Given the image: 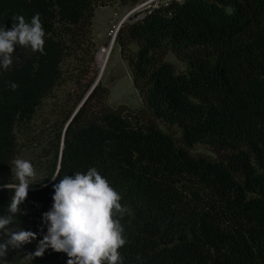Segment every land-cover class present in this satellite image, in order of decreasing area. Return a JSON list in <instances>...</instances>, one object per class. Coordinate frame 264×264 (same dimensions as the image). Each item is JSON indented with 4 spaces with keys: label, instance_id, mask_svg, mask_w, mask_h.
Instances as JSON below:
<instances>
[{
    "label": "trees",
    "instance_id": "16d2710c",
    "mask_svg": "<svg viewBox=\"0 0 264 264\" xmlns=\"http://www.w3.org/2000/svg\"><path fill=\"white\" fill-rule=\"evenodd\" d=\"M109 2L0 0V27L39 13L45 31V54L17 44L10 68H0V172L11 167L19 135L66 58L93 45L95 9ZM115 42L140 106L113 108L108 89L94 87L65 131L61 155L56 142L48 172L19 206L13 227L36 238L9 248L0 264H67V254L50 247L35 256L47 234L43 214L64 175L93 167L126 209L117 216L122 264H264V0L161 5L123 22ZM196 143L213 153L192 151ZM13 195L0 188V216L9 215Z\"/></svg>",
    "mask_w": 264,
    "mask_h": 264
},
{
    "label": "clouds",
    "instance_id": "9594fccd",
    "mask_svg": "<svg viewBox=\"0 0 264 264\" xmlns=\"http://www.w3.org/2000/svg\"><path fill=\"white\" fill-rule=\"evenodd\" d=\"M44 37L39 13L30 22H26L22 15L15 17L11 30L0 27V68H10L14 45L17 44L45 54ZM11 88L16 90L18 85L13 83ZM9 164L13 179L18 182L4 185L14 195L10 199L9 215L0 216V258L9 248L19 249L36 238L31 231L13 227L20 214L19 206L28 195L29 185L34 184L36 170L30 161L21 158ZM57 175L59 173L51 178L55 180ZM52 199L51 210L43 214L47 234L40 241L35 256H42L50 247L66 253L67 264H122L119 249L125 245L126 238L117 216L122 217L126 209L120 203L119 193L96 168H89L86 174L64 175L54 185Z\"/></svg>",
    "mask_w": 264,
    "mask_h": 264
},
{
    "label": "rangeland",
    "instance_id": "374dc122",
    "mask_svg": "<svg viewBox=\"0 0 264 264\" xmlns=\"http://www.w3.org/2000/svg\"><path fill=\"white\" fill-rule=\"evenodd\" d=\"M135 4L122 5L119 1L113 0V2L95 9L91 33L93 45L88 44L89 47L78 52L77 58L72 56L66 58L55 84L37 107L35 115L28 125V131L22 136L19 135L15 159H25L33 164L36 170V178L33 183L39 182L48 172V163L54 155L56 142H58V146L61 145V141L56 139L57 134L62 132L66 120L87 92L86 85L90 81L92 85L97 77L99 68L96 54L99 48L109 45L108 42L111 38L108 33L112 25L116 26L121 17L129 13ZM136 15L137 12L129 14L124 22L135 20ZM166 58L175 65L176 69L184 68L183 63L173 54H167ZM100 83L108 89L107 105L113 108L121 104L131 108L140 106L141 101L132 84L129 67L126 61L121 58L115 40ZM192 151L213 153L211 146L205 143L194 144ZM12 179V166L6 171L0 172V182H18Z\"/></svg>",
    "mask_w": 264,
    "mask_h": 264
},
{
    "label": "built area",
    "instance_id": "2783aa9c",
    "mask_svg": "<svg viewBox=\"0 0 264 264\" xmlns=\"http://www.w3.org/2000/svg\"><path fill=\"white\" fill-rule=\"evenodd\" d=\"M184 0H141L135 4V6L129 11V14L137 12L136 18L141 19L146 14L150 13L151 10L160 7L161 5H168L171 3H180ZM126 19V18H125ZM118 25V24H117ZM117 25L111 27L108 35L113 39L117 33Z\"/></svg>",
    "mask_w": 264,
    "mask_h": 264
},
{
    "label": "water",
    "instance_id": "95a60500",
    "mask_svg": "<svg viewBox=\"0 0 264 264\" xmlns=\"http://www.w3.org/2000/svg\"><path fill=\"white\" fill-rule=\"evenodd\" d=\"M128 15H129V13H126L125 15H123L121 17V20L118 22V25H117V30L120 28L121 24L124 22L125 18H127ZM114 40H115V37L113 38V41ZM103 72H104L103 69H101L100 71H98V75H97L95 81L90 86V88L87 90V92L85 93V95L82 97V99L80 100V102L77 104V106L75 107V109L72 111V113L68 117L67 121L65 122V125H64L63 131H62V135H61V139H60L61 145H60L59 156L61 155V151H62V147H63V140H64V136H65V131H66L68 125L71 123V121L74 118V116L77 114V112L82 107V105L85 103V101L88 99V97L91 94V92L94 89V87L100 82V80H101V78L103 76ZM53 176H55V174ZM50 181H48V182H50ZM46 184H48V183H46ZM1 187H4V185H1L0 188ZM29 189H33V188H29Z\"/></svg>",
    "mask_w": 264,
    "mask_h": 264
},
{
    "label": "bare ground",
    "instance_id": "6f19581e",
    "mask_svg": "<svg viewBox=\"0 0 264 264\" xmlns=\"http://www.w3.org/2000/svg\"><path fill=\"white\" fill-rule=\"evenodd\" d=\"M108 43H109V45L107 47L99 48L98 53L96 54V60H97L99 71L101 69H103V71H104V69H105V65L107 63L109 53H110L112 46L114 44L113 39H110V41Z\"/></svg>",
    "mask_w": 264,
    "mask_h": 264
}]
</instances>
